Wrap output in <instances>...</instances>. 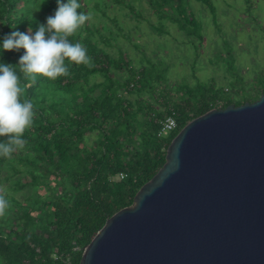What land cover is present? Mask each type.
Instances as JSON below:
<instances>
[{
  "label": "trees",
  "instance_id": "1",
  "mask_svg": "<svg viewBox=\"0 0 264 264\" xmlns=\"http://www.w3.org/2000/svg\"><path fill=\"white\" fill-rule=\"evenodd\" d=\"M161 2L164 8L173 5L186 12L184 0ZM56 7V0H0V38L14 28L34 29ZM179 25L189 34L188 23ZM190 29L193 35L198 32L197 26ZM88 31L81 26L69 39L86 47L89 64L69 63L68 75H37L35 81L17 69L24 96L33 101L34 117L22 135L25 143L0 155V197L8 202L0 211V264H80L108 219L131 206L166 163L175 136L193 119L219 108L223 99L213 88H177L176 97L162 89L160 108L128 99L122 89L128 92L131 84L138 94L152 93V70L139 71L128 58L112 57ZM22 53L7 51L0 59L15 64ZM123 70L128 73L124 81L112 77L113 71ZM98 75L104 80L92 82ZM262 95L264 90L220 108L255 102ZM173 112L178 128L167 138L158 137L159 122ZM87 133H95L91 145ZM119 173L127 177L111 182ZM24 190L23 199L16 196Z\"/></svg>",
  "mask_w": 264,
  "mask_h": 264
},
{
  "label": "water",
  "instance_id": "2",
  "mask_svg": "<svg viewBox=\"0 0 264 264\" xmlns=\"http://www.w3.org/2000/svg\"><path fill=\"white\" fill-rule=\"evenodd\" d=\"M80 264H264V95L184 126Z\"/></svg>",
  "mask_w": 264,
  "mask_h": 264
},
{
  "label": "rangeland",
  "instance_id": "3",
  "mask_svg": "<svg viewBox=\"0 0 264 264\" xmlns=\"http://www.w3.org/2000/svg\"><path fill=\"white\" fill-rule=\"evenodd\" d=\"M160 1L81 0L82 10L91 12L82 26L89 28L94 43L114 58H128L139 71L152 70V93L138 94L130 86L128 92L122 89L128 99L160 108L162 89L174 97L177 88H213L224 99L218 101L220 108L228 100L255 98L264 90V0H184L183 13L173 5L164 8ZM180 23H188L189 34ZM195 26L193 35L190 28ZM111 75L120 81L128 77L124 70ZM103 80L98 75L92 82ZM86 137L91 145L95 133Z\"/></svg>",
  "mask_w": 264,
  "mask_h": 264
},
{
  "label": "clouds",
  "instance_id": "4",
  "mask_svg": "<svg viewBox=\"0 0 264 264\" xmlns=\"http://www.w3.org/2000/svg\"><path fill=\"white\" fill-rule=\"evenodd\" d=\"M56 4L54 13L34 29L14 28L0 38V55L23 49L15 64L0 59V137L6 138L0 139V155L7 156L25 143L22 135L34 117L33 101L24 96L17 69L35 81L37 75L49 79L68 75L69 63L91 62L86 47L69 39L85 24L91 12L80 10V0H56ZM7 203L0 197V211Z\"/></svg>",
  "mask_w": 264,
  "mask_h": 264
},
{
  "label": "built area",
  "instance_id": "5",
  "mask_svg": "<svg viewBox=\"0 0 264 264\" xmlns=\"http://www.w3.org/2000/svg\"><path fill=\"white\" fill-rule=\"evenodd\" d=\"M131 86L133 87V84ZM159 123L161 127L157 135L160 138H167L169 135L174 133V131H176V129L178 128V123L175 118V112H173L165 120H161ZM126 177L127 175L125 173H119L111 179V182L124 180Z\"/></svg>",
  "mask_w": 264,
  "mask_h": 264
},
{
  "label": "crops",
  "instance_id": "6",
  "mask_svg": "<svg viewBox=\"0 0 264 264\" xmlns=\"http://www.w3.org/2000/svg\"><path fill=\"white\" fill-rule=\"evenodd\" d=\"M179 3H177L176 5H178ZM169 7V6H168ZM178 7V6H177ZM166 8V7H165ZM178 9V8H177ZM162 18H164V17H162Z\"/></svg>",
  "mask_w": 264,
  "mask_h": 264
}]
</instances>
